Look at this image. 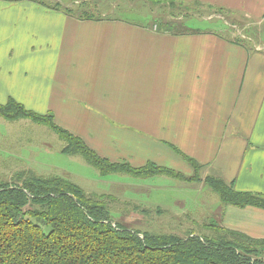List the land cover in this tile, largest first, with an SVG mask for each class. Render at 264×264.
Wrapping results in <instances>:
<instances>
[{"label":"crops","instance_id":"1","mask_svg":"<svg viewBox=\"0 0 264 264\" xmlns=\"http://www.w3.org/2000/svg\"><path fill=\"white\" fill-rule=\"evenodd\" d=\"M118 2L146 21L119 18L117 5L81 20L0 0V105L51 113L110 161L192 177L176 149L204 176L264 196V0ZM186 14L206 27L170 25ZM217 206L214 224L264 239V210Z\"/></svg>","mask_w":264,"mask_h":264},{"label":"trees","instance_id":"2","mask_svg":"<svg viewBox=\"0 0 264 264\" xmlns=\"http://www.w3.org/2000/svg\"><path fill=\"white\" fill-rule=\"evenodd\" d=\"M36 1L81 20L101 18L89 13L97 4L81 2L68 7ZM0 118L28 119L46 126L64 142L62 154L82 156L103 176L121 172L135 178H184L151 163L133 168L103 158L59 127L51 113L28 111L12 99L0 105ZM173 150L197 176L200 166ZM205 183L223 205L264 210L262 195L237 192L232 183L221 179L207 178ZM104 198L86 193L65 178L20 171L0 184V264H264V239H252L214 223L210 236L141 234L114 223Z\"/></svg>","mask_w":264,"mask_h":264},{"label":"rangeland","instance_id":"3","mask_svg":"<svg viewBox=\"0 0 264 264\" xmlns=\"http://www.w3.org/2000/svg\"><path fill=\"white\" fill-rule=\"evenodd\" d=\"M38 1L46 5L60 3L61 6L68 7L77 6L81 2L97 4L99 8H113L117 5L119 7L114 13L119 18L128 22L146 21L145 16L135 13L139 6L130 10L132 5L129 7V3L125 5L122 2L119 4L118 0ZM98 7L94 6L99 13ZM96 10L92 12L89 9L90 15L98 16ZM183 16L180 15L179 21L171 19L170 25H180L184 29L186 23L194 29L206 27L204 19H192L188 14ZM233 34L240 38L243 33L235 31ZM254 34L258 33H253L250 38L255 40ZM255 45L256 48L260 46ZM63 147L64 142L59 136L44 125L28 119L0 118V184L8 183L23 170H31L41 176H57L78 185L88 194L105 197L104 203L112 221L126 229L141 234L147 232L185 237L192 233L210 236L208 231L214 223V214L217 213L220 202L205 180L221 178L208 174L204 176L200 165L197 176L193 173L192 177H184L185 179L169 175L135 178L121 172L103 176L82 156L62 154ZM184 180L190 183L185 185Z\"/></svg>","mask_w":264,"mask_h":264}]
</instances>
